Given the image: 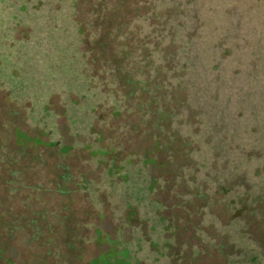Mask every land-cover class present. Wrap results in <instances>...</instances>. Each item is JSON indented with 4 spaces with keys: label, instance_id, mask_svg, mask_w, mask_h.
Segmentation results:
<instances>
[{
    "label": "rangeland",
    "instance_id": "374dc122",
    "mask_svg": "<svg viewBox=\"0 0 264 264\" xmlns=\"http://www.w3.org/2000/svg\"><path fill=\"white\" fill-rule=\"evenodd\" d=\"M118 1L0 0V158L18 159L14 169L31 164L22 179L43 189L36 193L39 201L31 198L27 204L30 213L45 217L35 224L42 234L39 241L26 248L23 241L36 227L24 220L25 198L11 200L6 194L0 171L2 210L17 211L19 217H0V244L8 245L0 264H89L99 252L89 238L99 223L118 241L117 248L126 243L130 264H253L252 256L238 262L217 250L222 240L210 220L213 216L227 224L233 213L223 195L207 200L196 195L192 178L182 170L192 163L177 141L170 142L172 150L153 145L143 119L130 111L146 98H123L110 82L99 90L96 50L88 58L92 76L85 69L78 46L85 51L90 46L78 43L73 18L86 39H94L96 9H116ZM207 4L219 10L223 0ZM228 5L246 13L245 22L264 51V0H231ZM169 131L159 135L161 144L175 137ZM80 180L86 182L78 185ZM15 229L8 240L7 233ZM228 240L224 252L237 254ZM123 257H112L113 264Z\"/></svg>",
    "mask_w": 264,
    "mask_h": 264
},
{
    "label": "trees",
    "instance_id": "16d2710c",
    "mask_svg": "<svg viewBox=\"0 0 264 264\" xmlns=\"http://www.w3.org/2000/svg\"><path fill=\"white\" fill-rule=\"evenodd\" d=\"M118 2L116 9H96L94 26L98 35L94 39L90 35L86 39L73 18L80 34L78 43L84 46L88 41L90 46L86 51L78 46L86 57L85 69L93 73L88 58L96 50L101 76L98 89H105V82H110L121 89L117 91L123 98L134 102L139 97L146 98L147 103L138 101L130 111L143 119L153 145L157 142L172 150L170 142L175 145L177 141L183 157L192 163L182 170L192 178L196 195L205 200L211 195H223L233 218L227 224L213 216L210 220L222 240V244H216L219 253L238 262L252 256L250 263L264 264V51L256 43L259 39L254 28L245 22L246 13L228 5L231 0H223L219 10L207 0H130L132 5L125 0ZM75 10L74 6L76 16ZM152 105H157L156 111ZM168 130L175 137L161 144L159 135ZM2 154L6 155L4 151ZM145 157L150 156L147 153ZM17 165L15 157L0 158V183L11 200L25 198L21 201L27 211L24 220L27 226H35L45 217L43 213H30L32 206L27 201H39L36 193L43 187L23 181L22 173L31 164L14 169ZM146 172L153 178L149 168ZM87 199L91 203V198ZM2 205L0 200L1 218L18 217L17 211L2 210ZM250 225L255 226V234ZM19 228L25 232L23 226ZM15 232L17 229L7 233L8 240L14 238ZM50 234L56 236L52 231ZM41 236L38 227L30 229L23 243H36ZM89 238L99 248L90 263L113 264L112 257L124 254L119 263L130 264L132 256L126 243L117 248L118 241L100 223ZM226 239L237 254L224 252ZM103 242L113 243V247ZM7 246L0 244V255ZM26 248L31 249V245Z\"/></svg>",
    "mask_w": 264,
    "mask_h": 264
}]
</instances>
